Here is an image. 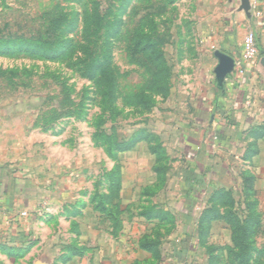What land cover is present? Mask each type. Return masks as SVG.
Returning a JSON list of instances; mask_svg holds the SVG:
<instances>
[{
    "label": "rangeland",
    "instance_id": "rangeland-1",
    "mask_svg": "<svg viewBox=\"0 0 264 264\" xmlns=\"http://www.w3.org/2000/svg\"><path fill=\"white\" fill-rule=\"evenodd\" d=\"M239 5L240 0H0V150L8 158L1 164L11 176L22 173L16 180L0 171L3 183L20 192L0 197V223L11 205L14 222L42 216L39 235L63 234L66 227L44 222L60 196L74 218L85 200L90 222V192L116 169L117 206L111 217L99 215L121 241L113 242V263L137 258L131 242L145 229L157 237L156 226L138 215L145 205H156L170 213L158 238L165 256L141 254L135 264H264V143L252 165L258 216H252V242L237 245L224 220L211 219L202 235L197 226L207 199L225 187L233 191L223 200L238 207L244 220L236 158L241 149L235 144L208 152L215 186L207 187L206 175L197 177L192 185L199 201L187 193L188 209L179 211L184 195L178 190L188 186L180 135L190 137L197 119H209L198 110L197 97L213 73L214 49L223 40L240 49L246 33L256 35ZM254 80L252 124L264 121V70ZM152 147L162 148L167 158L159 159ZM11 158L21 161V173H13L19 165ZM158 165L166 167L162 181L153 169ZM188 230L197 239L194 247L189 235L180 238ZM236 251L245 256L234 258Z\"/></svg>",
    "mask_w": 264,
    "mask_h": 264
},
{
    "label": "crops",
    "instance_id": "crops-1",
    "mask_svg": "<svg viewBox=\"0 0 264 264\" xmlns=\"http://www.w3.org/2000/svg\"><path fill=\"white\" fill-rule=\"evenodd\" d=\"M261 10L262 14L260 16H255L252 12V16L249 18V23L255 24V33L258 38L260 51L258 58L253 62L244 64V72L240 73L236 66V62L240 56L242 41L238 43L240 44V49L237 47V44L228 43L225 40L218 44L214 51L218 50L231 56L233 58V68L224 75H218L215 70L219 64V60L217 57L215 58L213 73H210L207 77V85H203L197 97L198 110L201 113H206L209 119L207 121L201 118H199L200 120L197 119L196 127L194 126L193 129H191L190 137L185 138L187 135L185 136L184 133L180 135L184 137L183 150L185 151L184 155L187 159L183 171H190L196 177L206 175L207 187L215 186L213 182V172L211 171L210 164L207 162L209 157L208 152L213 148L226 151L228 147L235 144V147L238 146V148L241 149L239 156L236 157L240 160V168L237 174L240 180L238 190L241 187V171L243 170H248L254 176V188L256 189L257 177L252 170V165L254 164V159L260 156L262 150L261 145L264 141L258 140V152L248 156L249 142L251 140H248L249 137H247V135L252 126L263 122L252 124L251 121L254 119L253 117H256V114L250 111L253 105L249 102V88L253 86L252 83L255 81L254 79L257 78V75L264 70V38L262 37L264 35V0H261ZM243 16L246 17L245 14ZM246 20L248 21V19ZM244 116L245 119H241ZM238 130L239 133L236 135ZM196 145L200 147V151H195ZM7 159L8 158L5 157V152L0 150V171H4L6 177L11 179L16 178V180L19 179L22 174L21 161L16 158L8 160L10 162H13V160L14 162H18L19 166L15 167L13 173L16 171L21 173L20 175L13 174L11 176L12 171L4 168L5 165L2 166L1 164V161L6 162ZM184 181V185L188 186L182 188V191L178 190V195H184L178 199L182 201V206L179 207L180 214H185V210L188 209L185 204L187 193H194L192 178L190 177ZM15 190V187L13 190L11 187L9 189L7 181L3 183L0 179V197H6L8 194H14L15 196L16 193H20ZM83 191L84 193L87 192L86 188H83ZM197 194L198 191L195 192V195L193 194L195 196L194 201L196 202L199 201ZM8 196L11 198L10 195ZM85 205L86 201L84 200L82 206L76 208L77 217H71L69 215L70 205L66 197L60 196V200L52 208L53 212L47 214V219H45L44 222L47 225L53 223V226L66 227V229H64L65 232L63 234L45 237L39 235L36 230L39 222L43 218L42 216L35 219L31 218L27 223H22L15 219L14 222L9 219L12 207L11 205L8 206L7 210L3 212V221L0 223V264H115L112 262V256L114 255L112 252L116 248L113 242L116 243V240L119 239L110 234L107 228L110 227V221L106 222V219H100L99 215L101 214L93 208L92 204L93 211L90 209L91 214H89L92 221L87 222ZM156 208L162 209V206H156L153 209L155 210ZM152 215L153 216L149 217L143 216L144 218H142V221L144 223L148 221L153 226H156L155 232H158L156 233L157 237H154L155 235L153 236L152 231H149L148 228L135 240L132 239L131 243L135 245V249L138 251L139 255L137 258H131L130 261H122V264H135L136 259H138L141 254H144V256L151 255V252L139 246V241L144 235H149L150 238L153 239L161 238L160 231L162 232L164 225L167 223V220L163 216L156 214L155 216L153 213ZM182 221L184 223L186 222V226H191V222ZM69 223H71L72 228H69ZM85 231H87V233L89 232V235L84 236L86 233ZM187 235H189V241L191 243L197 241V239L193 238L189 230L186 235L181 234L180 238L185 239ZM119 243H121L120 240ZM109 246L112 250L108 248ZM70 247L74 249L69 250ZM163 250V246L161 249L158 248L161 254ZM164 256L165 255L162 254L163 258Z\"/></svg>",
    "mask_w": 264,
    "mask_h": 264
},
{
    "label": "trees",
    "instance_id": "trees-1",
    "mask_svg": "<svg viewBox=\"0 0 264 264\" xmlns=\"http://www.w3.org/2000/svg\"><path fill=\"white\" fill-rule=\"evenodd\" d=\"M247 137L251 138V141L249 142V152L247 153L248 156H251L252 154H256L258 152V140L264 141V121L261 124L252 126V128L248 131ZM130 147L131 143L129 142L125 144L123 149H127ZM154 152H156L155 154L159 159L167 158V155L162 148H160L159 150L153 149V153ZM153 169L157 176L160 177L159 180H161L162 175L166 173V167L164 165H158L154 166ZM183 177L185 178V180L189 179L190 177L192 178V181H195L197 179V177L194 176L190 171L184 172ZM104 180L105 184L102 183V186L100 187L98 181L93 191H91V201L93 202V208L97 210L101 215H103L104 217H111L112 209L117 206L118 191L120 189V186L118 185V176L116 169H112L109 172L105 173ZM231 191H233L232 188H220L212 193L211 198L209 197L208 202L206 203V207L204 208L198 220L197 226L199 229V233L202 232V235L203 230H205V232L208 230L207 227L210 225H208V223L211 221V219L224 220L228 224L232 240H234L237 245L238 242L239 244L245 241L252 242V226L254 227L257 223L253 221L252 216H255L256 218L258 217L255 213L257 199L256 189L254 188V176L248 170L241 171V187L238 191L242 196L241 201L243 202V208L239 209L245 211L242 212V214L244 215V220H240V214L236 212L238 210V207H232V204H226L223 200V197L230 196ZM147 194H150L149 191H147ZM215 195L218 196L216 202L213 199L215 198ZM154 207H156V205H145L138 212V215L149 217L153 216V213L154 215H160L163 216L166 220H169L168 218L170 216V213L168 211L160 208H156L154 210ZM221 208L225 209L221 211ZM159 244L160 241L158 239L150 238L149 235H144L139 241V246L142 249L156 255H159ZM73 249V247L69 248V250ZM240 256L243 257L245 256V254L243 252H233L234 258H240Z\"/></svg>",
    "mask_w": 264,
    "mask_h": 264
},
{
    "label": "built area",
    "instance_id": "built-area-1",
    "mask_svg": "<svg viewBox=\"0 0 264 264\" xmlns=\"http://www.w3.org/2000/svg\"><path fill=\"white\" fill-rule=\"evenodd\" d=\"M251 10L255 16L262 14L261 0H250ZM259 44L256 35L248 32L244 35L241 44L240 56L236 62L238 71L244 72L243 65L255 61L259 56Z\"/></svg>",
    "mask_w": 264,
    "mask_h": 264
},
{
    "label": "water",
    "instance_id": "water-1",
    "mask_svg": "<svg viewBox=\"0 0 264 264\" xmlns=\"http://www.w3.org/2000/svg\"><path fill=\"white\" fill-rule=\"evenodd\" d=\"M239 10L244 11L247 17L252 16L250 0H240ZM214 55L218 58L219 64L215 70L218 75H224L233 68V58L221 51H214Z\"/></svg>",
    "mask_w": 264,
    "mask_h": 264
}]
</instances>
